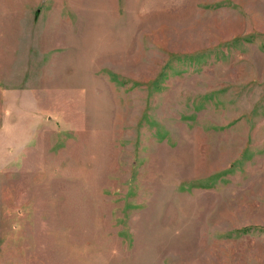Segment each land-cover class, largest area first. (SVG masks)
<instances>
[{
    "label": "rangeland",
    "instance_id": "1",
    "mask_svg": "<svg viewBox=\"0 0 264 264\" xmlns=\"http://www.w3.org/2000/svg\"><path fill=\"white\" fill-rule=\"evenodd\" d=\"M0 264H264V0H0Z\"/></svg>",
    "mask_w": 264,
    "mask_h": 264
}]
</instances>
